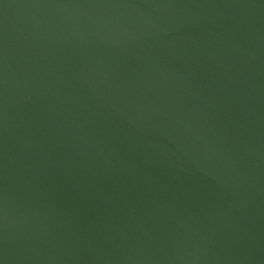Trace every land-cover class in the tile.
Wrapping results in <instances>:
<instances>
[{
    "label": "water",
    "instance_id": "1",
    "mask_svg": "<svg viewBox=\"0 0 264 264\" xmlns=\"http://www.w3.org/2000/svg\"><path fill=\"white\" fill-rule=\"evenodd\" d=\"M0 264H264V0H0Z\"/></svg>",
    "mask_w": 264,
    "mask_h": 264
}]
</instances>
